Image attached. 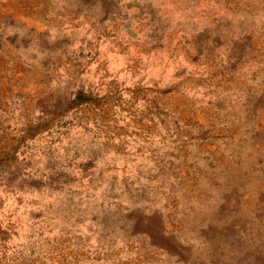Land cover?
<instances>
[{
  "label": "rangeland",
  "instance_id": "1",
  "mask_svg": "<svg viewBox=\"0 0 264 264\" xmlns=\"http://www.w3.org/2000/svg\"><path fill=\"white\" fill-rule=\"evenodd\" d=\"M0 264H264V0H0Z\"/></svg>",
  "mask_w": 264,
  "mask_h": 264
}]
</instances>
